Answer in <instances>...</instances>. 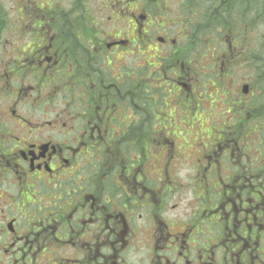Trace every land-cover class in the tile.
Returning <instances> with one entry per match:
<instances>
[{
	"label": "flooded vegetation",
	"instance_id": "1",
	"mask_svg": "<svg viewBox=\"0 0 264 264\" xmlns=\"http://www.w3.org/2000/svg\"><path fill=\"white\" fill-rule=\"evenodd\" d=\"M16 11L12 29L0 0V264H264V113L245 99L264 95V0H17ZM202 40L223 47L205 72L213 87L238 60L258 71L239 91L246 105L221 100L243 117L209 120L185 155L179 105L197 101L203 72L183 51Z\"/></svg>",
	"mask_w": 264,
	"mask_h": 264
},
{
	"label": "rangeland",
	"instance_id": "2",
	"mask_svg": "<svg viewBox=\"0 0 264 264\" xmlns=\"http://www.w3.org/2000/svg\"><path fill=\"white\" fill-rule=\"evenodd\" d=\"M6 2V6L8 9V24L9 27L13 29L17 25V14H16V7H17V0H4ZM191 36V32L185 33V36ZM207 35V34H206ZM189 37L187 40H189ZM186 42V41H185ZM184 43V42H183ZM213 45V44H212ZM212 45H208L207 42H200L196 46H192L187 44L186 48H184V56L188 57V61H191V58H193V55H198L201 60L194 61L193 65L195 64V71L198 73H202L201 75H198L200 79V85L194 86L193 94H195L197 101L192 105V99L190 102V105H186L185 103H182V105H179V137H177V144L181 147L179 151L181 154H196L197 151L195 149L197 148L196 144L199 142H202L203 140H207L208 134L206 133L207 130L211 129L209 128V120H212V123L214 121V124L219 126L220 123H218L217 119H220L222 121L223 119H228L234 122L235 120H239L243 117V114L245 113V108L243 107L242 111L235 112L233 111L230 115H223L224 108H229L230 105L234 103V100H241V103L243 105H246L243 103L242 99L240 98L242 85L247 81H254L255 73L258 71L254 65H251L250 63H244L246 60H238L237 63L232 65V68L230 69L229 74H227L223 80L220 81L219 84H215V80H213V77L208 75L207 73H215L217 72L218 65L214 58H212V55L214 54V49L221 51L223 50V47H219L216 45V47L212 48ZM252 49L253 54H256L255 52L260 51L259 45H254L252 43L249 45V50ZM264 51V50H263ZM261 52V51H260ZM247 53V51H246ZM259 53V52H258ZM249 65V66H248ZM207 72V73H205ZM196 74V76H197ZM198 79V80H199ZM210 87L213 88L215 91H211ZM219 90V91H218ZM240 91V93H239ZM233 98V99H231ZM246 100H250L248 102V105H254V102L251 101V99H256L255 104H260L257 107H254L253 113L259 112L264 113V107L261 106L262 103H264V95L261 94V92L255 90L252 97L245 98ZM225 102V107L224 103ZM264 105V104H263ZM224 107V108H223ZM192 109L193 114H190V110ZM215 112H219L221 115L216 117ZM260 113V114H261ZM249 115H251L250 112H248ZM257 113L255 118H257L259 115ZM253 116V115H251ZM244 120H247L248 118L244 117ZM197 121V120H203V122H199L196 124L193 128H181L185 125V121ZM231 123V122H230ZM224 125L222 130L224 131H235L237 129V125L240 126V124H231ZM252 124V123H251ZM254 126V124H253ZM252 126V127H253ZM250 127V128H252ZM240 130V128L238 127ZM190 130V131H188ZM205 131V132H204ZM215 131V130H214ZM205 137V139L203 138ZM203 138V139H202ZM254 139H251L250 142L252 144H249L251 147H253L256 142H253ZM183 171L182 175L179 176L180 180L183 182L184 187L187 188L191 185L192 180H194V177L196 176L191 169L188 168L187 164L182 165ZM188 198L192 199L191 196L188 194Z\"/></svg>",
	"mask_w": 264,
	"mask_h": 264
}]
</instances>
